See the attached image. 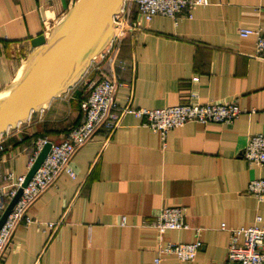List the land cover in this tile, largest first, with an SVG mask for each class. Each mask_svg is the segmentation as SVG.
<instances>
[{"label":"crops","instance_id":"crops-1","mask_svg":"<svg viewBox=\"0 0 264 264\" xmlns=\"http://www.w3.org/2000/svg\"><path fill=\"white\" fill-rule=\"evenodd\" d=\"M76 2L0 0V94L35 51L32 39L48 38ZM240 28L264 31V0H209L178 25L158 16L129 34L118 104L171 107L194 91L201 103L234 102L244 113L232 124L188 123L165 141L133 115L109 143L98 133L73 159L77 179L61 175L32 205L34 222L17 227L1 264H155L160 242L202 245L194 261L165 255L161 264H224L229 230L264 218V201L246 193L264 169L243 157L250 138L264 134V61L256 37ZM81 101L67 93L0 137V188L28 174L34 140L66 139ZM176 206L186 208L189 228L160 235L153 217Z\"/></svg>","mask_w":264,"mask_h":264},{"label":"built area","instance_id":"built-area-1","mask_svg":"<svg viewBox=\"0 0 264 264\" xmlns=\"http://www.w3.org/2000/svg\"><path fill=\"white\" fill-rule=\"evenodd\" d=\"M209 0H123L121 11L114 17L115 33L108 46L92 62L89 71L82 78L84 96L81 99L82 118L71 128L66 139L61 143H51L48 138L34 140V151L28 161L29 171L35 165L44 147L51 143V150L44 163L37 170L26 187V176L20 177L11 188H0V216L6 211L20 188L23 193L0 229V264L9 249L13 235L19 225H30L34 220L30 208L50 188L58 178L67 174L77 179L73 159L77 152L102 133L109 143L116 131L122 126L126 116L133 115L149 129L159 133L163 141L167 134L188 123L232 124L244 111L234 102L201 103L196 92L191 91L188 99L181 104L158 109L134 108L131 105L117 103L116 95L120 86V74L127 64L118 59L120 50L129 34L151 23L158 16L167 17L178 25L182 19H192L193 12L200 6H206ZM241 37H256L255 57L264 61V31L262 29L240 28ZM199 81V77L193 79ZM250 165L264 169V134L253 135L243 154ZM13 175L10 174L11 178ZM248 195L264 201V179L252 180L246 190ZM150 224L160 235L168 231L188 229L186 208L181 206L165 207L154 217ZM125 223V221H124ZM55 223L48 224V229L55 232ZM226 230V224H222ZM230 243L224 264H264V218L258 215L251 227L230 229ZM196 243L160 242L155 264L162 263L165 255H174L180 261H194L201 249Z\"/></svg>","mask_w":264,"mask_h":264},{"label":"water","instance_id":"water-1","mask_svg":"<svg viewBox=\"0 0 264 264\" xmlns=\"http://www.w3.org/2000/svg\"><path fill=\"white\" fill-rule=\"evenodd\" d=\"M123 0H77L47 38L32 39L35 51L29 56L15 81L0 94V137L28 122L71 91L89 71L93 60L108 46L115 33L114 17ZM48 143L26 175V187L51 150ZM23 193L0 217V229Z\"/></svg>","mask_w":264,"mask_h":264},{"label":"rangeland","instance_id":"rangeland-1","mask_svg":"<svg viewBox=\"0 0 264 264\" xmlns=\"http://www.w3.org/2000/svg\"><path fill=\"white\" fill-rule=\"evenodd\" d=\"M69 95L71 96L72 102L81 101V99L84 96L83 84L81 83V81L70 91ZM78 99H79V101H78ZM68 111H69V109H68ZM62 115H67V111H65Z\"/></svg>","mask_w":264,"mask_h":264},{"label":"bare ground","instance_id":"bare-ground-1","mask_svg":"<svg viewBox=\"0 0 264 264\" xmlns=\"http://www.w3.org/2000/svg\"><path fill=\"white\" fill-rule=\"evenodd\" d=\"M69 93H70V91H69Z\"/></svg>","mask_w":264,"mask_h":264}]
</instances>
